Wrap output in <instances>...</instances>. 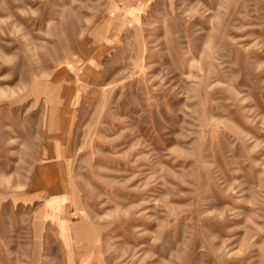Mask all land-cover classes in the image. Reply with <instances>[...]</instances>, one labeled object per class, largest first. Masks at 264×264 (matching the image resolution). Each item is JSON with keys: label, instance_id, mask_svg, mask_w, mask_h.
<instances>
[{"label": "rangeland", "instance_id": "rangeland-1", "mask_svg": "<svg viewBox=\"0 0 264 264\" xmlns=\"http://www.w3.org/2000/svg\"><path fill=\"white\" fill-rule=\"evenodd\" d=\"M0 264H264V0H0Z\"/></svg>", "mask_w": 264, "mask_h": 264}]
</instances>
